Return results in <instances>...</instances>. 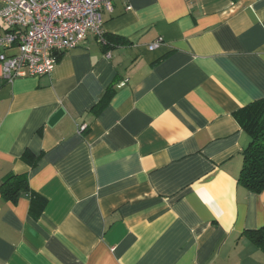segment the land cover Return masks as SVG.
<instances>
[{
	"label": "crops",
	"instance_id": "1",
	"mask_svg": "<svg viewBox=\"0 0 264 264\" xmlns=\"http://www.w3.org/2000/svg\"><path fill=\"white\" fill-rule=\"evenodd\" d=\"M103 30L51 75L0 66V186L30 190L0 195V264H264L235 119L264 100V0L116 1Z\"/></svg>",
	"mask_w": 264,
	"mask_h": 264
},
{
	"label": "built area",
	"instance_id": "2",
	"mask_svg": "<svg viewBox=\"0 0 264 264\" xmlns=\"http://www.w3.org/2000/svg\"><path fill=\"white\" fill-rule=\"evenodd\" d=\"M116 1L128 0H0V66L7 82L51 75L60 56L88 35L105 45L103 13ZM161 40L148 46L154 50ZM15 48L16 53L5 52ZM108 57V55H107ZM85 125L78 128L82 133Z\"/></svg>",
	"mask_w": 264,
	"mask_h": 264
},
{
	"label": "trees",
	"instance_id": "3",
	"mask_svg": "<svg viewBox=\"0 0 264 264\" xmlns=\"http://www.w3.org/2000/svg\"><path fill=\"white\" fill-rule=\"evenodd\" d=\"M104 39L105 45L111 44L106 36H104ZM235 119L250 139L249 144L242 153V166L237 182L248 191L260 194L264 190V100L246 105L235 114ZM21 160L31 166H34L37 161L29 152H24ZM29 193L27 179L24 175H9L0 186L1 197L13 203L22 194ZM31 196L30 213L36 217L41 213L44 201L37 196ZM247 235L253 244L264 251V227L247 232Z\"/></svg>",
	"mask_w": 264,
	"mask_h": 264
}]
</instances>
